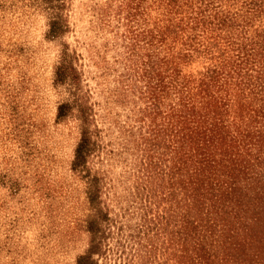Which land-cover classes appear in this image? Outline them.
<instances>
[{
	"label": "rangeland",
	"instance_id": "obj_1",
	"mask_svg": "<svg viewBox=\"0 0 264 264\" xmlns=\"http://www.w3.org/2000/svg\"><path fill=\"white\" fill-rule=\"evenodd\" d=\"M263 168L264 0H0V264H78L97 212V264L264 234Z\"/></svg>",
	"mask_w": 264,
	"mask_h": 264
},
{
	"label": "trees",
	"instance_id": "obj_2",
	"mask_svg": "<svg viewBox=\"0 0 264 264\" xmlns=\"http://www.w3.org/2000/svg\"><path fill=\"white\" fill-rule=\"evenodd\" d=\"M51 2L53 0H50ZM53 28L51 33L53 35L58 34L59 26L58 20L53 22ZM66 54V53H65ZM57 80L61 83H68L74 85L76 83L75 69L71 65V61L67 56L63 58L59 66L57 67ZM77 102V100H76ZM81 112L83 120H88L89 115L85 109L81 107V104H77ZM69 106L62 104L60 106L59 116L67 115ZM95 143L92 141L90 130L85 127L83 136L76 149L75 159L73 165L75 168H85L86 162L90 154L94 149ZM255 165V164H251ZM248 163L247 167L254 171L256 166H251ZM264 175V168L259 171V177ZM239 181L237 178L231 180L230 188L233 186L238 187ZM250 180H246L244 187L250 185ZM233 185V186H232ZM91 194V200L96 208L98 202V190L93 189ZM100 214V213H99ZM97 212V215L89 220L88 230L91 232V245L87 252L79 257L78 264H97V260L94 255L102 253L103 247V220ZM221 234V233H220ZM247 235L241 234H229L228 231L222 232L219 237L212 238L211 241L205 240L204 244H190L189 246L181 249L182 253L179 255L178 264H264V234L247 233ZM218 241V244H216ZM234 244V247H233ZM205 251V252H204ZM212 258V259H211Z\"/></svg>",
	"mask_w": 264,
	"mask_h": 264
}]
</instances>
